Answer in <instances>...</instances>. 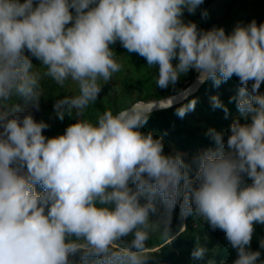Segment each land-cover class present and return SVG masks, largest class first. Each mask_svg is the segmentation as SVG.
<instances>
[{"label":"clouds","instance_id":"1","mask_svg":"<svg viewBox=\"0 0 264 264\" xmlns=\"http://www.w3.org/2000/svg\"><path fill=\"white\" fill-rule=\"evenodd\" d=\"M203 3L0 0V264H150L147 242L154 232L169 236L177 207L181 221L191 216L225 234L236 251L232 264H264L261 251L251 249L254 225H264V22H237L226 33L183 20L185 10L194 15ZM117 41L158 67L157 87L176 91L166 103L106 110L96 124L81 120L102 91L98 81L121 71L110 47ZM190 70L213 87L236 77L229 103L243 122L208 128L215 147L186 160L165 153L162 137L141 129L154 108L172 106ZM44 78L78 88L53 104L60 121L73 110L76 117L54 137L32 115ZM196 103L182 104L176 115L183 118ZM210 105L228 118L218 95ZM207 252L197 237L191 259L204 260Z\"/></svg>","mask_w":264,"mask_h":264},{"label":"trees","instance_id":"2","mask_svg":"<svg viewBox=\"0 0 264 264\" xmlns=\"http://www.w3.org/2000/svg\"><path fill=\"white\" fill-rule=\"evenodd\" d=\"M209 0H204L206 4ZM234 0H223L224 11H228ZM197 27L209 30L219 22L213 18L202 19L197 15L194 19ZM195 78L193 74L188 80L177 83V92L190 85ZM239 87L238 79L232 77L219 87H213L211 80L204 82L197 92L188 96L181 103L152 112L147 124L141 131L152 132L155 137H162L165 153H182L185 159L190 160L194 155L208 148H214V143L205 135L210 127L218 131L228 129L232 120L235 118L243 119L239 116L234 102L229 103V98L234 96ZM176 90L169 86L157 92L148 100H157L166 96L173 95ZM261 92H264V83L261 85ZM218 95L221 101L229 109L228 118L222 110L213 108L210 105V97ZM192 99H196L194 111L188 112L183 118L176 115V109L182 104H187ZM92 105L99 110L103 109L102 103L97 99ZM248 183H251L249 180ZM37 192L43 189L37 185ZM183 231L168 236L160 237L147 242L148 253L152 256L150 264H232L236 258V251L228 246L225 234L219 229L212 231L207 224L199 223L198 219L188 217ZM195 225V226H193ZM255 231L251 242L252 250H262L259 248V241L264 239V225H254ZM172 236L175 239L172 240ZM200 238V243L207 247L208 252L204 260H192L191 251L196 246V238ZM207 237V240H205Z\"/></svg>","mask_w":264,"mask_h":264},{"label":"rangeland","instance_id":"3","mask_svg":"<svg viewBox=\"0 0 264 264\" xmlns=\"http://www.w3.org/2000/svg\"><path fill=\"white\" fill-rule=\"evenodd\" d=\"M224 10L223 0H209L206 4L201 5L194 15L189 14L185 10L183 20L185 22H194L193 19L197 15L201 17V11H206L208 13L207 18L218 20L219 23L214 27H223L226 33H230L237 22L247 24L253 19L257 24L264 22V0H234L228 11ZM110 47L115 52L114 59L122 65V68L121 71L113 74L112 80L106 84L103 80L98 81L102 86V91L97 99L102 103L103 109L99 110L91 103L85 109L83 116L79 118L93 124L97 123L98 116L102 115L106 110L116 114L133 102L150 101L148 100L150 97L152 98L158 91L163 90L156 86L158 67H150L147 65L145 58L136 53H128L119 41L114 45H110ZM26 54L28 53L26 52ZM32 61L34 65L39 67L41 72L44 71L43 67L39 66L40 62L38 60L32 58ZM173 63L175 64L176 61L174 60ZM193 74H195V80L197 73L195 70H190L187 75L180 77L178 83L188 80ZM41 84L43 93L40 110H32V115L37 121L43 120L49 124L50 127L44 130L43 133L46 137L58 136L64 133L69 124L76 122L75 110H73L72 117L66 115L64 120L60 121L55 116L53 104L56 99L78 94V88L71 81L66 82L64 87H60L50 78H44ZM17 102L22 103L19 100ZM198 222L203 223V220H198ZM184 228L185 222L179 219V209L177 207L173 213L172 232L169 236L183 231ZM160 237L162 236L159 233L154 232L149 240ZM261 259L264 260V249L262 250Z\"/></svg>","mask_w":264,"mask_h":264},{"label":"water","instance_id":"4","mask_svg":"<svg viewBox=\"0 0 264 264\" xmlns=\"http://www.w3.org/2000/svg\"><path fill=\"white\" fill-rule=\"evenodd\" d=\"M203 85V83H199L198 81H197V79H195L190 85H188L187 87H185L183 90H186V89H190V93H189V95L188 96H190V95H192V94H194L195 92H197L198 90H199V88L201 87ZM181 92V91H180ZM180 92H178L176 95H175V101H174V103L172 104V106H174V105H177V104H179V103H181L182 101H184L185 100V98H184V96L183 95H180L179 93ZM187 96V97H188ZM169 97V96H168ZM166 98L167 97H165V98H162V99H157V100H150V101H136V102H133L131 105H129L128 107H126V108H124V109H127V108H129V107H131L132 105H142V106H148V105H154V106H156V105H159L162 101H164L165 103L167 102L166 101ZM124 109H122V110H124ZM163 109H165V108H163ZM158 110H161V108H154L153 109V111L152 112H155V111H158ZM121 111V110H120ZM119 112V111H118ZM117 112V113H118Z\"/></svg>","mask_w":264,"mask_h":264}]
</instances>
